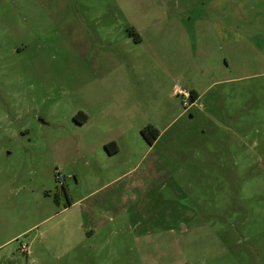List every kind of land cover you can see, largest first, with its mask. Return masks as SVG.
Wrapping results in <instances>:
<instances>
[{
	"label": "rangeland",
	"instance_id": "1",
	"mask_svg": "<svg viewBox=\"0 0 264 264\" xmlns=\"http://www.w3.org/2000/svg\"><path fill=\"white\" fill-rule=\"evenodd\" d=\"M0 264H264V0H0Z\"/></svg>",
	"mask_w": 264,
	"mask_h": 264
},
{
	"label": "crops",
	"instance_id": "2",
	"mask_svg": "<svg viewBox=\"0 0 264 264\" xmlns=\"http://www.w3.org/2000/svg\"><path fill=\"white\" fill-rule=\"evenodd\" d=\"M243 9L242 8H240V10H238L239 12L240 11H242ZM237 12V11H236ZM226 34H223L222 36L224 37ZM217 82V81H219V80H214L213 82ZM177 88H174V90H176ZM193 90H195L196 92H197V98L194 100V102L196 101V100H198L200 97H201V92H199V90H197V89H195V88H192ZM172 95V93L171 92H169V96H171ZM193 103V102H192ZM98 109V108H97ZM87 120V119H86ZM86 120H84L83 122H81V123H79V124H86L87 123V121ZM149 124V122H147V120H145L144 122H142V124H139L140 126H139V128H141L142 126H144L145 124ZM151 125L153 124V126L154 127H156L157 129H158V132H159V135H158V138L156 139V140H154V142L152 143V144H148V150H150L153 146H155L159 141H160V139H161V136H162V133L164 132V130L167 128V125L166 126H163V127H160L158 124H156V123H153V122H151L150 123ZM108 139H110V138H108ZM112 139V138H111ZM103 141H105V140H103ZM116 151H118V148L116 149ZM115 151V152H116ZM43 171L42 172H45L46 174H47V176L48 175H51L50 174V172H48L49 170L48 169H46V171L44 170V169H42ZM132 170H134V168H131V169H128L127 171H125V172H123V174H121V175H119V176H117V177H115L114 179H112L111 181H113V180H116V179H118V177H122V176H127V175H129L130 173H131V171ZM33 172H36L37 174H40V171L37 169H35V170H32ZM145 175H149L150 177H149V179L151 178V180L152 179H163V180H167V179H170V180H172V176L170 175V173H173V171H172V169H167V168H165V169H158L157 167H147V168H145L144 169V172H143ZM95 176H97V177H99V175L97 174V175H95ZM111 181H109V182H111ZM55 182H56V179H55ZM62 184L61 185H63V186H65L66 185V188H64V190H65V195L67 196V198L70 200V206L71 205H73V204H75V203H78V202H82V200H84V197H85V195L84 196H81V197H78V198H72V196H71V194H70V190H69V188H68V186H67V184H66V182L64 181V179H62V182H61ZM42 191L43 192H45L44 194H45V196H48V197H52L53 198V200H54V203L55 204H58V202L57 201H59V196H58V193L57 192H54L53 194L51 193V192H49V191H51V190H49L50 188H49V183H48V180H47V182H43L42 184ZM60 185V184H59ZM101 187V186H100ZM68 193V194H67ZM52 194V195H51ZM54 195H55V197H54ZM68 195H69V197H68ZM127 196V195H126ZM136 195H132V199L135 197ZM92 204H89V205H87V207L86 206H84L83 205V210L84 211H88V212H94L95 213V211H97L98 210V204H99V202L96 200V201H92L91 202ZM67 206H64L63 207V209H65ZM92 207V208H91ZM81 210H82V208H81ZM82 210V211H83ZM88 212H85L87 215H89V213ZM95 217H97V215L95 216ZM94 216H93V214H91V216H89V218H90V221H91V223H92V221H94V218H95ZM97 219L95 218V221H96ZM91 223H88L87 225H84L83 226V228L85 229V234H86V236H89L90 237V239L94 236V234L96 233V231H98L99 229H100V226H96L95 224H91ZM31 240H34V238H32ZM31 240H30V243H31ZM27 249H28V247H27ZM38 249H40V250H38V251H43L44 250V246H39L38 247ZM27 253H29V249H28V252Z\"/></svg>",
	"mask_w": 264,
	"mask_h": 264
},
{
	"label": "trees",
	"instance_id": "3",
	"mask_svg": "<svg viewBox=\"0 0 264 264\" xmlns=\"http://www.w3.org/2000/svg\"><path fill=\"white\" fill-rule=\"evenodd\" d=\"M136 40H139V38H137ZM190 93V101L194 102V100L197 98V92L193 89H191L189 91ZM80 116L81 118L78 119L77 117ZM74 119H76L77 121H79V123L83 122L86 119V116L82 113V112H78L75 116ZM140 134L142 136V138L146 141L147 144H152L154 142V140H156L158 138L159 132L158 129L156 127H154L151 124H146L145 126H143L140 129ZM111 146V147H110ZM104 148L109 152H115L117 147L111 143V144H105ZM62 188V190L65 192L64 190V186L61 185L60 186ZM55 197V195H54Z\"/></svg>",
	"mask_w": 264,
	"mask_h": 264
},
{
	"label": "built area",
	"instance_id": "4",
	"mask_svg": "<svg viewBox=\"0 0 264 264\" xmlns=\"http://www.w3.org/2000/svg\"><path fill=\"white\" fill-rule=\"evenodd\" d=\"M176 91H177V93H180L183 97H186L190 101V93H189V91L183 90V89H178V90L176 89ZM190 103H192V102L190 101ZM55 179L58 182V184H60V186H61V184H62L61 183L62 182V176H61L60 172H58V171L55 172ZM20 250L22 252L27 253L28 252L27 245L26 244H21Z\"/></svg>",
	"mask_w": 264,
	"mask_h": 264
}]
</instances>
